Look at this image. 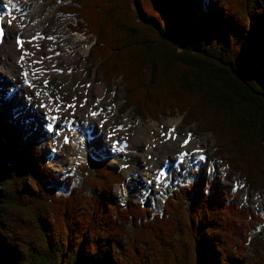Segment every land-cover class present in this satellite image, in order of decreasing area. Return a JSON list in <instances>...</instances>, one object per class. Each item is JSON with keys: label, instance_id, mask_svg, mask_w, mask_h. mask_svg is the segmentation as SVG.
I'll list each match as a JSON object with an SVG mask.
<instances>
[{"label": "trees", "instance_id": "obj_1", "mask_svg": "<svg viewBox=\"0 0 264 264\" xmlns=\"http://www.w3.org/2000/svg\"><path fill=\"white\" fill-rule=\"evenodd\" d=\"M261 1L72 0L61 11L74 15V31L95 35L87 60L98 58L104 82L121 78L124 111L182 114L263 193ZM22 139L0 117V264H264V217L220 174L202 168L155 213L113 194L120 165L84 162L83 187H72V175L59 182L40 146Z\"/></svg>", "mask_w": 264, "mask_h": 264}, {"label": "rangeland", "instance_id": "obj_2", "mask_svg": "<svg viewBox=\"0 0 264 264\" xmlns=\"http://www.w3.org/2000/svg\"><path fill=\"white\" fill-rule=\"evenodd\" d=\"M15 1L16 4L21 8L19 11V16H22V18H20V23L22 25L30 24L35 21L37 15H35V13L33 14V7L38 5L41 8L40 21L41 24L46 25L45 28H42V36L47 35L52 29L51 26L57 22L59 23V27L55 29L56 34L61 35V33H64L70 35L74 33L71 28L75 21L74 16L72 14L61 12L63 4L70 3V0ZM261 5L264 6V0L261 1ZM54 7H56V12L52 13L51 11ZM263 10L264 7H260V11ZM47 17H50L48 22ZM83 36L84 40L82 41L83 43L81 42L82 46H89L90 49L91 45L94 43V37L91 35ZM20 40L23 41L24 52L18 50L15 44V47H13L9 45L8 42L0 47V62L7 66V70L3 71L4 73L0 75V79H2L4 83V87L0 88V117H4L8 123L12 122L17 128H20V130L25 133L26 139L28 141L36 140V142L42 146V152L46 155L48 164L62 179L67 178L68 174H73V185L81 188L83 184L82 177H80L79 173V167L82 165L81 163H92L93 161L107 159L108 163L110 164H120L122 173L125 176V181L120 186L117 184L113 186V193L120 197L122 201L126 200L127 198L142 200L145 203L153 206L154 211L157 212L161 209L162 202L164 201L163 199H165L166 195L170 193L173 188L180 187L182 184L189 182L192 183V181L198 175L196 171L201 167H205L212 175L220 173L225 182L233 185L234 193L238 197L237 201L245 205L247 204L252 206L260 213V215L264 216V193L247 188L240 175L234 174L231 170H229L226 161L215 155L217 139L213 133H200L196 131V127L194 125L184 126L182 123V116L179 115V113L167 116L160 115L156 118V120L152 119V117L142 120L138 117V115L134 116L133 108H129L124 111L122 108V100L117 101L115 96V94H119L120 96L124 94L122 90L121 79L117 78L114 83L105 84L102 80L100 71H98L97 64H95L99 60H87V54L78 52L77 48H75L77 44L73 42L69 43V45L66 47L72 53H75L74 51L77 50V54L80 57L77 59L76 65L79 70L82 69V77L79 76L78 71L72 70L73 72L61 71L56 73L58 71H55V74L50 75V79L47 81L38 79L36 76V78H34L33 73L36 71V69H33V66L36 65L34 58H40L42 55L44 62H46V69L51 68V65L47 63L49 60V55H47V44L42 42V45L40 46L41 54L37 51V54L39 55L35 56V53H33L34 43L32 40H28V38L25 37ZM58 47L61 48V45L58 44ZM3 51H7L6 54H4ZM22 56L28 62L27 67L28 73L30 74V76H25L27 77L25 79L20 74L21 70H16V72L13 71L12 73L8 70L17 69L16 59L21 61ZM61 63L62 65H65L66 60L61 59ZM12 66L13 68H11ZM88 69L90 72L87 74L86 70ZM4 76L8 77V79ZM11 78L18 79L19 81L29 79L30 82H32L37 87V90L42 91L43 93L44 90L49 91L53 99H58L68 108H70L73 103V97L79 95L81 101L87 104H78L77 112H79L75 115L76 120L82 122L83 120L88 119L90 124L93 125V134H96L94 139L91 138L83 144L84 149L88 148L89 151H92H88V153H92V156L84 151L76 150V153H71L67 148L62 149L60 145L61 135L55 131L49 132L47 130L48 118H46L45 112L43 111L44 108L41 109L40 112L38 111L39 109L36 108L35 104H32L31 107L30 101L24 100L26 99V96H22V100H20L21 97L19 95H14L13 100L11 97H9L12 96V94L7 92L8 89L6 86H8L12 80ZM96 83H100L99 85H101L104 89V95L97 93L95 86ZM36 89L29 87L28 93L31 95L32 92L36 91ZM36 93L39 92L37 91ZM41 97L42 99L38 97L36 101L38 100V103L39 101L40 103L44 101L43 103L47 104L48 101L46 97L43 95H41ZM98 107H103L104 111H106V120L104 118L102 119L100 115V118L94 116L90 111L91 109ZM41 113H43L45 116H41ZM67 118L68 111L66 112L65 110L63 116L60 118V122L64 123ZM140 122L152 125V129H149L147 134L151 137L153 136L154 138L152 140L153 149L151 154H144L145 156L140 159V162L144 165L133 171L131 167L136 164V153L140 149L139 146H135V135H137V128L139 127ZM118 125H123L125 128L129 125L127 127L128 145H122V147L116 152H112L113 143L111 140L115 139V137H111L110 142L108 141L107 143V138L105 136H107L109 132H116ZM173 126L176 127L175 130L177 131V134H179V140H177L181 144L185 135H188L190 132L194 135V137L200 140V145L203 149L205 157L198 164L197 161L194 162L193 160H181L179 165H177L174 168V171H172V175L169 176L165 185L166 187L163 191H161L163 186L156 182L158 168L155 169L152 165L156 160V152L157 154L161 155L162 150L160 151V148L162 147V149H164V143H166L164 138L160 135V132L163 131L162 134L171 135L172 133H170V129ZM122 133H124V131H122ZM157 139H160L161 143L157 142ZM68 143L70 142L68 141ZM54 148L60 149V153H64V155L61 158H58L57 155L59 151L56 152ZM180 149H183V146H181ZM71 157L78 159V161H76L74 164H71ZM168 159L170 158H166V160ZM165 163L163 162L160 165H164ZM158 197L160 199H158Z\"/></svg>", "mask_w": 264, "mask_h": 264}, {"label": "bare ground", "instance_id": "obj_3", "mask_svg": "<svg viewBox=\"0 0 264 264\" xmlns=\"http://www.w3.org/2000/svg\"><path fill=\"white\" fill-rule=\"evenodd\" d=\"M2 0H0L1 2ZM3 10V5L2 3L0 4V17H2V20L0 22V29H3V36L0 37V47H2L6 42H8L9 45L15 47L22 52H24V48L22 45V47L20 46V44L18 43V41H21L20 39L22 38H28L32 40V42L34 43V47H33V53L37 54V51L40 53V46L42 45V42H45L47 44V51L49 57H48V64L51 65V68L46 69L45 64L46 62H44L42 55L40 56V58H34L35 62H39L36 63L35 66H33V69L36 71H34L35 75L37 78H40L44 81H47L50 79V75L54 74L55 71L61 72V71H69L71 72L72 70L78 71L79 76L82 77V72L81 70H79V68L77 67V59L80 57L77 54V50L80 53H84L87 54L88 53V49L89 46L87 47H83L82 46V41L84 40V36L80 33H72L70 35L61 33L60 34H56L55 33V29L59 27V23H55L52 27V29L49 31V33L47 35H43L41 34L42 32V28H45L46 25L41 24L40 21V15H41V8L36 5L35 7H33V14L35 13L36 19L35 21H33L30 24H25L22 25L20 23V18H22L21 16H18L15 20H13L9 15L5 14ZM56 12V7H54L51 11ZM85 19V18H83ZM50 20V17H47V22ZM9 21H11V23H9ZM53 37V39H48L47 37ZM33 37H36V39H33ZM76 43V47L77 50L74 51L75 53H72L66 46L69 45V43ZM82 42V43H81ZM15 44V45H14ZM58 44L61 45V48L58 47ZM71 46V45H70ZM74 47V46H73ZM102 47V46H101ZM7 51H3L4 54H6ZM41 54V53H40ZM61 59H65L66 63L65 65H62L61 63ZM28 62L23 59L21 61L16 59V68L17 69H8L11 73L13 71L16 72V70H21L20 74L25 77V73H28ZM13 68V66L11 67ZM7 70V66H5L3 63L0 62V75H2L5 71ZM73 72V71H72ZM43 73H45V77H43ZM12 76V75H11ZM27 76H30V74L28 73ZM5 78L8 79V77L4 76ZM29 78V77H28ZM10 79V78H9ZM12 79V78H11ZM91 80V79H90ZM91 84V82H90ZM100 83H96V89H97V93H99L100 95H104L103 93V88L101 85H99ZM32 86V83H30L29 81L26 80H18V79H12L10 81V83L8 84L7 87V92H9V89H12V96H9L12 98V100L14 99V95H19L21 97L20 100H22V96H26V99L24 100H29L30 102L34 101V103L38 102V100L36 101V99L39 97L40 99H42L41 95H43L41 92L39 96H37V91L32 92V94L30 95L28 93V89L29 86ZM4 87V83L2 81V79H0V88ZM89 87V86H88ZM33 88H36L35 86H33ZM87 88V87H86ZM83 89V88H82ZM89 89V88H87ZM95 89V90H96ZM22 94V95H20ZM26 94V95H24ZM44 96V95H43ZM31 97V98H30ZM73 103L70 106V108H68L67 106H65L64 104H62L58 99H54L53 103L50 104L49 102H47V104L39 103L37 105L36 108H38L40 111L41 109L44 108V112L47 118H49V122H52L51 117L52 115H55L57 117L56 119V123L54 125V131L56 133H58L59 135H61L60 137V145L62 147V149L67 148L69 152L71 153H76L78 151H84L86 153H88V149H84L83 144L87 141L90 140L91 138L94 139L96 137V134H92V135H88L85 133V131L87 130V126H92L89 122V120H83L82 122L76 120V114H78L77 109H78V104L82 105L84 104L79 95H76L75 97H73ZM90 101V100H89ZM41 104L46 105L47 107H41ZM87 104V103H85ZM34 106V105H33ZM36 106V105H35ZM32 107V105H31ZM59 109V110H57ZM66 110V112L68 111V118L66 119V121L64 123L60 122V118L63 116L64 111ZM81 111V110H80ZM87 111V110H86ZM92 112L93 115H95L96 117L98 116L97 112H100V117L106 120L107 118V113L106 111H104V109L102 107H98L95 109H91L90 110ZM41 112V111H40ZM67 117V116H66ZM99 117V118H100ZM30 118V117H29ZM109 119V118H108ZM70 121H75L76 124L79 127V133L73 131L69 126L68 123ZM107 122V121H106ZM155 125V124H153ZM129 126V125H128ZM123 127V125H120L117 127L116 132L114 131L113 133H108L107 136H105L107 138V143L108 141L110 142V138L111 137H115V139L111 140L113 143V147H112V152L117 151L118 149H120L122 147V145H128V130L127 127ZM108 129V128H107ZM137 135H135V146L137 145V147L139 146V151H137L136 153V157H137V162L136 164L131 167L133 171L139 169L140 167H142L144 164L141 163L140 159L143 158V156H145L144 154H151L152 152V140L154 139L153 136H149L147 134L149 129H152V125L151 124H145V123H139V127L137 128ZM176 127L173 126L171 127V131L170 134H162L163 131L160 132V135L164 138V141L166 143H164V149H162V147L160 148V151L162 150V154L159 155L156 152V160L154 161V164L152 165L153 168L157 169L160 167L159 172L161 171V167L163 166H168L170 168V171L167 178H165L161 185L163 186V188L161 189V191L164 190V188L166 187V183L168 181V178L170 175H172V171H174V168L179 165V163L181 162V154H187L185 156L186 160H193L194 162L197 161V164L200 163L201 159L200 157H205V154L203 152V149L201 147V141L198 140L196 137H194L192 135V133H189L188 135H185L184 139L182 140V144L178 141V136L179 134H177V131L175 130ZM109 130V129H108ZM122 131H124V133H122ZM102 132V130H101ZM94 133V132H93ZM105 135V134H104ZM65 137L69 139L70 143H65ZM102 137V136H101ZM118 138L120 139V143L118 142ZM178 139V140H177ZM187 140L188 143L185 144L184 141ZM157 142L161 143L160 139H157ZM130 143V142H129ZM147 146V147H146ZM183 146V149H180V147ZM58 152L57 157L61 158L64 153H60L61 150L60 149H56L54 148ZM187 149V150H186ZM91 152V151H89ZM159 153V152H158ZM83 154V153H82ZM177 156V157H176ZM166 158H170L168 160H166ZM70 162L71 164L76 163V161H78V159H74V158H70ZM143 160V159H142ZM165 163L164 165H160L161 163ZM159 172L156 176V181L157 179L160 178L159 176ZM158 199H160L158 197Z\"/></svg>", "mask_w": 264, "mask_h": 264}, {"label": "snow or ice", "instance_id": "obj_4", "mask_svg": "<svg viewBox=\"0 0 264 264\" xmlns=\"http://www.w3.org/2000/svg\"><path fill=\"white\" fill-rule=\"evenodd\" d=\"M12 19L15 20L16 18L13 16ZM9 23H11V21H9ZM2 36H3V29H0V37H2ZM47 38L50 39V40L53 39V37H51V36H49V37H47ZM33 39H36V37H33ZM18 43H19L20 46L22 47V45H23V41H22V40H21V41H18ZM23 59H24V57L22 56V57H21V60H23ZM36 63H39V62H36ZM27 75H28V73H25V76H27ZM33 75H35V73H33ZM30 86H31V85H30ZM12 91H13L12 89H9V94H11ZM39 95H40V93H37V96H39ZM41 107H47V106L44 105V104H41ZM57 110H59V109H57ZM56 119H57V117H56L55 115H52L51 120H52V121H55ZM48 129H49V131H52L51 124H49ZM65 143H68V139H67L66 137H65ZM184 143L187 144L188 141L185 140ZM185 155H187V154H185ZM200 159L203 160L204 157H200Z\"/></svg>", "mask_w": 264, "mask_h": 264}]
</instances>
